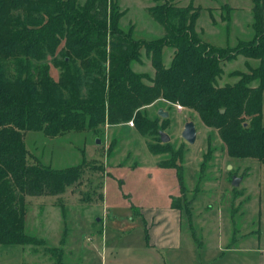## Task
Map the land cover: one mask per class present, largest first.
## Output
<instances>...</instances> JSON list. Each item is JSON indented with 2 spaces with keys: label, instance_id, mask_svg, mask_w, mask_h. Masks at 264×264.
Here are the masks:
<instances>
[{
  "label": "trees",
  "instance_id": "16d2710c",
  "mask_svg": "<svg viewBox=\"0 0 264 264\" xmlns=\"http://www.w3.org/2000/svg\"><path fill=\"white\" fill-rule=\"evenodd\" d=\"M81 1L0 0V245L37 247L43 242L28 233L27 197L62 195L84 183L91 169L101 172L92 192L105 200L103 165H45L27 148L29 130L56 136L133 121L142 136L151 137L147 147L152 154L170 153L157 166L174 168L184 157L181 149L174 151L170 141L161 140L169 118L150 116L148 108L160 103L159 109L169 112L168 103H180L216 131L229 156L264 163V0H253L252 38L226 48L197 32L199 7L154 0L148 12L164 36L135 40L132 30L120 27L125 12L113 0ZM233 11L229 7L223 19ZM166 47L174 50L169 66L163 58ZM143 50L151 57L153 76L133 68ZM240 55L248 59V69L232 71L237 81L221 85L224 64ZM51 67L59 70L57 80ZM211 158L209 139L202 170ZM177 170L184 189L181 164ZM47 250L54 257L60 249ZM54 264L63 263L58 259Z\"/></svg>",
  "mask_w": 264,
  "mask_h": 264
},
{
  "label": "rangeland",
  "instance_id": "374dc122",
  "mask_svg": "<svg viewBox=\"0 0 264 264\" xmlns=\"http://www.w3.org/2000/svg\"><path fill=\"white\" fill-rule=\"evenodd\" d=\"M113 1L125 12L120 27L126 33L132 30L135 40L164 36L163 28L148 12L155 6L154 0ZM167 1L177 7H199L202 13L197 32L214 46L234 47L253 36V0ZM229 7L234 11L223 19ZM173 51L169 47L164 49L167 66ZM247 60L240 55L227 61L219 83L237 81L230 73L246 71ZM249 61L253 65L258 62ZM133 68L149 76L155 72L145 50ZM51 74L57 80L59 70L51 67ZM168 104L172 109L163 131L170 135L174 151L181 149L183 154L184 159L178 163L182 165L184 189L178 180L179 164L174 168L158 167V161L168 158L170 153L152 154L147 147L151 137L142 136L130 122L56 136L43 130L27 131L25 142L29 152L45 165L54 169L82 163L90 167L103 165L107 175L105 200L102 202L93 194L101 177V172L93 169L84 183L72 186L62 195L27 197L28 233L43 242L37 247L0 245V264H54L58 259L63 264H255L260 244L254 231L260 225L264 244V163L256 158L229 156L216 131L200 123L197 113L180 103ZM159 107L160 103L150 106V116H158ZM191 120L197 127L194 144L182 137L185 123ZM262 120L264 124V93ZM209 139L212 158L202 170ZM234 172L242 177L238 187L232 185ZM90 194L91 199H87ZM173 200L181 205L174 209L181 213L183 234L179 248L170 251L151 244L158 242L153 237L163 228V217ZM249 234L252 237L242 241ZM48 247L60 250L51 257Z\"/></svg>",
  "mask_w": 264,
  "mask_h": 264
},
{
  "label": "crops",
  "instance_id": "0c3cea01",
  "mask_svg": "<svg viewBox=\"0 0 264 264\" xmlns=\"http://www.w3.org/2000/svg\"><path fill=\"white\" fill-rule=\"evenodd\" d=\"M166 215L163 217L162 223H164L163 228L156 234L154 235L153 239L158 241L153 244L154 245H162L164 249L166 250H174L179 248V245L182 244V234H183V228H182V217L181 213L179 210L174 209L171 206V203H169L167 210H166ZM144 217V216H143ZM146 220V218H145ZM153 224L155 225V220L153 219ZM146 223L148 225V221L146 220ZM160 221H157V224H159ZM151 225V226H152ZM163 225V224H162ZM150 226V228H151ZM254 233L258 236L259 240V256L257 258V262L255 264H264V244L263 243V235L261 231V225L260 228L257 231H254ZM253 233V234H254ZM253 234H249L247 236L243 237L242 241H246L252 237ZM236 238V237H235ZM238 240V239H237ZM160 241V243H159Z\"/></svg>",
  "mask_w": 264,
  "mask_h": 264
},
{
  "label": "water",
  "instance_id": "95a60500",
  "mask_svg": "<svg viewBox=\"0 0 264 264\" xmlns=\"http://www.w3.org/2000/svg\"><path fill=\"white\" fill-rule=\"evenodd\" d=\"M158 114L163 118H166L169 116V112L164 110L163 108H160L158 110ZM160 136H161L162 142L164 143L169 142L171 140L170 135L166 133L165 131H160ZM182 137L190 144L195 143L197 139V127L194 121H188L187 123H185L184 130L182 131ZM97 143L100 144L101 140L97 139ZM231 168H232V165L229 166V169ZM241 181H242V177L234 175L232 179V185L234 187H238Z\"/></svg>",
  "mask_w": 264,
  "mask_h": 264
},
{
  "label": "built area",
  "instance_id": "2783aa9c",
  "mask_svg": "<svg viewBox=\"0 0 264 264\" xmlns=\"http://www.w3.org/2000/svg\"><path fill=\"white\" fill-rule=\"evenodd\" d=\"M179 107H181V105H179ZM130 124H131V125H134V122H133V121H130Z\"/></svg>",
  "mask_w": 264,
  "mask_h": 264
}]
</instances>
